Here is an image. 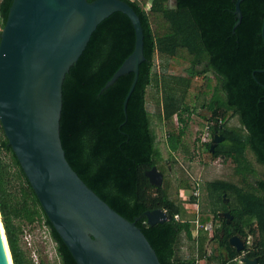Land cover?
<instances>
[{
  "label": "trees",
  "instance_id": "16d2710c",
  "mask_svg": "<svg viewBox=\"0 0 264 264\" xmlns=\"http://www.w3.org/2000/svg\"><path fill=\"white\" fill-rule=\"evenodd\" d=\"M125 1L140 16L146 60L140 65L125 112L124 100L134 73L121 75L107 88L105 85L133 52L135 28L129 16L120 11L97 26L63 83L61 138L68 161L112 208L136 221L161 264H195L194 259L178 255L182 235L195 239L193 223L185 218L184 204L171 197L169 182L155 186L146 175L153 166L161 169L164 160L147 108L155 57L158 54L182 64V72L173 77L183 89L179 93L166 89L162 104L171 154L183 146L193 111L187 99L196 87L195 80L202 77L203 82L194 93L195 98L203 96L201 118L212 132L207 155L229 158L242 177V185L225 180L209 184L221 206L224 204L220 208L233 216L228 221L214 211V219L220 224L209 238L210 255L219 264H239L236 259L243 251L230 244V238L237 235L246 240V256L264 264V178L252 182L256 169L247 156V150H251L256 160L264 164V0H243L242 21L236 27L237 0H176L175 4L170 0ZM12 2L0 0L2 27ZM234 117L239 119V127L229 125ZM216 133L225 136V140L212 151ZM5 154L10 156L9 161ZM13 178L19 181L15 189L9 185ZM157 208L170 214L166 222L150 225L145 216L140 217ZM0 212L14 264H34L20 240L23 225L37 220H45L61 264H77L8 145L1 121ZM210 220L208 213L200 214L201 225ZM204 244L203 238L200 251Z\"/></svg>",
  "mask_w": 264,
  "mask_h": 264
},
{
  "label": "water",
  "instance_id": "95a60500",
  "mask_svg": "<svg viewBox=\"0 0 264 264\" xmlns=\"http://www.w3.org/2000/svg\"><path fill=\"white\" fill-rule=\"evenodd\" d=\"M242 1H236L235 27L242 21ZM117 11L131 19L136 32L135 47L105 88L121 75L134 73L124 100L126 112L140 65L146 60L141 19L127 1L13 0L0 30V121L8 145L77 264H161L136 221L112 208L71 166L61 138L66 74L97 26ZM224 140L225 136L216 133L211 150ZM146 175L153 185H163L164 174L157 166L147 170ZM219 215L228 221L233 217L227 211ZM142 216L150 225L170 218L161 208L147 210ZM2 225L0 212V264H10ZM230 244L241 252L246 240L235 235ZM257 262L244 256L242 264Z\"/></svg>",
  "mask_w": 264,
  "mask_h": 264
},
{
  "label": "rangeland",
  "instance_id": "374dc122",
  "mask_svg": "<svg viewBox=\"0 0 264 264\" xmlns=\"http://www.w3.org/2000/svg\"><path fill=\"white\" fill-rule=\"evenodd\" d=\"M1 29L2 26L0 24ZM181 72L182 64L167 57L156 55L152 76L153 81L147 90V108L151 114L152 127L157 136L158 146L164 157L159 170L164 174V181L169 182L171 197L184 204L187 210L185 218L192 221L193 232L196 233L200 225L198 220L201 213H208L211 216V220L207 223L212 225L213 230L220 224V221L214 219V211L222 212L223 209L221 208H223L224 204L221 206L216 194L209 188V184L215 180H225L242 185V177L236 173L235 165L229 158L224 156L209 158L207 155L206 147L211 142L212 132L210 128H207L209 124L205 123L201 118V114L204 113L203 109L200 108L203 96L195 98L194 93L195 91L197 92L201 82H203L202 77L195 80L196 87L193 88V93L187 99L193 111L188 118V127L184 136L183 146L180 150L171 154L167 144L162 104L166 89L178 90V93L183 89L177 78L173 77ZM185 117H188V113L185 114ZM176 122L178 126H181L177 120ZM229 125L239 127V119L234 117L230 120ZM247 156L256 169V174L250 178L252 182H255L256 179L264 178V164L256 160L251 150H247ZM5 159L9 161L10 156L5 154ZM14 172L15 168L13 167L12 173ZM18 184L19 181L13 178L9 185L12 189H15ZM186 185L189 187H185ZM229 201L230 199L227 200V202ZM41 221L33 225H23L25 229L23 232L29 231L32 234L33 248L37 256L34 257L32 255L33 250L27 244L23 233L20 240L21 246L34 264H60V258L56 252V244L51 239L48 228L43 227ZM208 232L209 230H204L194 240H189L185 235H182L178 255L183 259H194L195 264L196 261L201 264V260L203 264H219L218 260L210 255L212 243L209 240ZM206 235L208 236L206 237ZM201 237L205 239L203 251H200ZM249 240H252L251 237H249Z\"/></svg>",
  "mask_w": 264,
  "mask_h": 264
},
{
  "label": "built area",
  "instance_id": "2783aa9c",
  "mask_svg": "<svg viewBox=\"0 0 264 264\" xmlns=\"http://www.w3.org/2000/svg\"><path fill=\"white\" fill-rule=\"evenodd\" d=\"M207 128L209 129L210 128V125H208L207 126ZM176 217V219H180V216L179 215H176L175 216ZM39 221H41V220H37V221H35L33 224H36V223H38ZM42 222V226L43 227H45V228H48L47 227V225H46V223H45V220H42L41 221ZM198 222H199V220H198ZM33 224H28V225H33ZM199 228H198V230H197V232L196 233H194L193 232V237L194 238H197L198 237V235H199V233L201 232L200 231V229H202V226L203 225H201V223L199 222ZM203 229L204 230H209V237H211V236H213V232H214V230H213V228H212V225H209L208 223H206L204 226H203ZM25 230V229H24ZM49 230V229H48ZM50 233V232H49ZM195 234V235H194ZM23 235L25 236V239H26V242H27V244L29 245V247L30 248H32V255L34 256V257H36L37 255H36V251H35V249L33 248L34 247V245H33V237H32V234L29 232V231H26L25 233L23 232ZM51 236V235H50ZM51 239L53 240V238L51 237ZM55 242V241H54ZM55 244H56V242H55ZM56 252H57V250H56ZM58 255V254H57ZM244 256H246V252L243 250V252H242V254L236 259L237 261H238V263L239 264H242L243 263V257ZM198 263H199V261H198ZM200 264V263H199ZM201 264H203L202 263V260H201Z\"/></svg>",
  "mask_w": 264,
  "mask_h": 264
},
{
  "label": "bare ground",
  "instance_id": "6f19581e",
  "mask_svg": "<svg viewBox=\"0 0 264 264\" xmlns=\"http://www.w3.org/2000/svg\"><path fill=\"white\" fill-rule=\"evenodd\" d=\"M2 232H3L4 240H5V234H4V228H3V225H2ZM6 248H7V251H8V256H9L10 264H13V262H12V258H11V254H10V252H9V248H8V245H7V242H6Z\"/></svg>",
  "mask_w": 264,
  "mask_h": 264
},
{
  "label": "flooded vegetation",
  "instance_id": "af4514ba",
  "mask_svg": "<svg viewBox=\"0 0 264 264\" xmlns=\"http://www.w3.org/2000/svg\"><path fill=\"white\" fill-rule=\"evenodd\" d=\"M171 2V1H170ZM172 3V2H171ZM222 212H225V210H222ZM246 247V246H245ZM57 254H58V252H57ZM58 256H59V254H58ZM59 258H60V256H59ZM60 264H61V258H60Z\"/></svg>",
  "mask_w": 264,
  "mask_h": 264
}]
</instances>
